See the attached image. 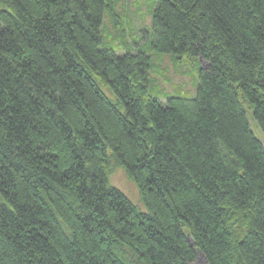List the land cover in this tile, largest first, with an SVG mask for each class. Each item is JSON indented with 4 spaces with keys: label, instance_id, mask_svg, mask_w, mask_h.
I'll use <instances>...</instances> for the list:
<instances>
[{
    "label": "trees",
    "instance_id": "obj_1",
    "mask_svg": "<svg viewBox=\"0 0 264 264\" xmlns=\"http://www.w3.org/2000/svg\"><path fill=\"white\" fill-rule=\"evenodd\" d=\"M119 1L0 0V264H264V0H153L122 54ZM144 46L204 59L196 95Z\"/></svg>",
    "mask_w": 264,
    "mask_h": 264
},
{
    "label": "rangeland",
    "instance_id": "obj_2",
    "mask_svg": "<svg viewBox=\"0 0 264 264\" xmlns=\"http://www.w3.org/2000/svg\"><path fill=\"white\" fill-rule=\"evenodd\" d=\"M152 6L153 0H120L117 6L121 18H119L121 21L118 24L119 27L105 14L104 33L107 38L108 36L111 37L118 54L145 45L148 37L150 40V36H147L146 32L152 31ZM120 37L127 39V43L131 46L123 47ZM143 49L151 54L152 68L150 70L149 92L152 95L163 96V94H167L184 98H192L196 95L200 67L206 65L204 59L184 57L179 62H174L173 56L169 53H157L149 49L148 46H144ZM102 88L112 99H116L107 86H102ZM165 100L163 98L162 101ZM248 117L255 135L264 143V130L255 122L251 112L248 113ZM111 183L122 189L136 204L138 203L143 207L138 188L123 167L113 173ZM200 260L203 261V258L200 257Z\"/></svg>",
    "mask_w": 264,
    "mask_h": 264
},
{
    "label": "water",
    "instance_id": "obj_3",
    "mask_svg": "<svg viewBox=\"0 0 264 264\" xmlns=\"http://www.w3.org/2000/svg\"><path fill=\"white\" fill-rule=\"evenodd\" d=\"M188 239H189V241H190L191 243H194L190 235H188ZM200 254H201V256H203V253H200Z\"/></svg>",
    "mask_w": 264,
    "mask_h": 264
},
{
    "label": "bare ground",
    "instance_id": "obj_4",
    "mask_svg": "<svg viewBox=\"0 0 264 264\" xmlns=\"http://www.w3.org/2000/svg\"><path fill=\"white\" fill-rule=\"evenodd\" d=\"M202 257V256H201Z\"/></svg>",
    "mask_w": 264,
    "mask_h": 264
}]
</instances>
